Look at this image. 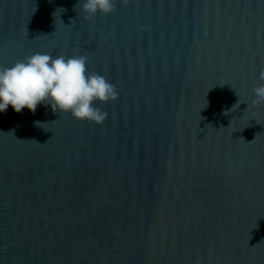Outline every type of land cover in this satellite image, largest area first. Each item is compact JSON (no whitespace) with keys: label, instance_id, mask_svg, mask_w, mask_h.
I'll list each match as a JSON object with an SVG mask.
<instances>
[{"label":"water","instance_id":"obj_1","mask_svg":"<svg viewBox=\"0 0 264 264\" xmlns=\"http://www.w3.org/2000/svg\"><path fill=\"white\" fill-rule=\"evenodd\" d=\"M82 3L0 0V67L84 56L116 90L100 123L0 113V264H264V0Z\"/></svg>","mask_w":264,"mask_h":264},{"label":"clouds","instance_id":"obj_2","mask_svg":"<svg viewBox=\"0 0 264 264\" xmlns=\"http://www.w3.org/2000/svg\"><path fill=\"white\" fill-rule=\"evenodd\" d=\"M114 8V0H83L82 3L86 18L97 13L110 14ZM253 94L254 104L264 103V84L255 87ZM115 97V87L103 76L86 73L84 56L53 57L35 53L10 67H0V113L9 106L16 113L25 108L35 113L38 105H47L74 119L100 123L106 114L94 107V101L106 102Z\"/></svg>","mask_w":264,"mask_h":264}]
</instances>
